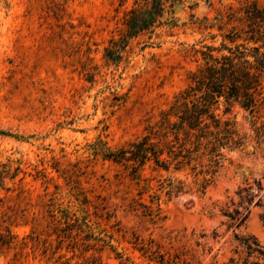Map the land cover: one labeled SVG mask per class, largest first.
Instances as JSON below:
<instances>
[{
	"label": "rangeland",
	"instance_id": "rangeland-1",
	"mask_svg": "<svg viewBox=\"0 0 264 264\" xmlns=\"http://www.w3.org/2000/svg\"><path fill=\"white\" fill-rule=\"evenodd\" d=\"M173 1V24L119 47L133 0H0V264H251L243 240L264 254V143L240 108L216 111L247 144L204 196L168 198L159 180L183 174L137 178L105 158L185 88L194 51L220 48L229 10L249 0ZM231 200L248 212L239 227L223 215Z\"/></svg>",
	"mask_w": 264,
	"mask_h": 264
},
{
	"label": "trees",
	"instance_id": "trees-1",
	"mask_svg": "<svg viewBox=\"0 0 264 264\" xmlns=\"http://www.w3.org/2000/svg\"><path fill=\"white\" fill-rule=\"evenodd\" d=\"M173 4V0H133L125 14V33L119 47H126L139 34H153L160 26L173 24ZM227 20L231 29L223 36L220 48L205 46L204 51H194L202 63L188 72L185 88L164 110L146 120L135 140L105 156L137 178L146 166L152 171L183 174L184 180H159V191L168 198L204 196L227 155L246 146L247 136L233 122L216 114L220 107L224 112L238 107L248 113L253 139L257 144L264 143V122L257 116L264 107V2L245 1L229 10ZM230 203L233 210L223 215L230 220L238 218L239 227L248 212L240 214L234 202ZM13 239L7 236L4 243L10 244ZM26 239L35 244V238ZM241 245L247 258L256 259L251 264H264L259 262L264 254L255 241L243 240Z\"/></svg>",
	"mask_w": 264,
	"mask_h": 264
}]
</instances>
